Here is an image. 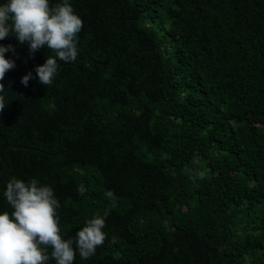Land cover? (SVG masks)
Instances as JSON below:
<instances>
[{
	"label": "trees",
	"instance_id": "16d2710c",
	"mask_svg": "<svg viewBox=\"0 0 264 264\" xmlns=\"http://www.w3.org/2000/svg\"><path fill=\"white\" fill-rule=\"evenodd\" d=\"M69 3L78 57L57 60L52 85L35 72L50 49L0 41L16 49L0 214L11 178L36 179L62 238L105 218L104 244L74 264H264V0Z\"/></svg>",
	"mask_w": 264,
	"mask_h": 264
},
{
	"label": "clouds",
	"instance_id": "9594fccd",
	"mask_svg": "<svg viewBox=\"0 0 264 264\" xmlns=\"http://www.w3.org/2000/svg\"><path fill=\"white\" fill-rule=\"evenodd\" d=\"M82 28L83 21L69 0L54 7L49 0H7L0 4V41L11 34L20 44L29 46L30 54L45 46L54 53L35 69L39 83L44 86L52 85L58 73L57 60H77L78 34ZM9 51L15 53L16 49L10 44L0 45V81L15 68V61L5 58ZM32 78L29 72L21 83L26 87ZM4 91L5 86L0 83V93ZM7 104L5 96L0 95V113ZM105 196L113 203L116 200L112 190L106 191ZM4 197L12 211L0 214V264H46L49 260L55 264H74L77 252L88 260L107 239L102 230L106 221L100 216L88 220L74 238H62L57 215L60 203L53 189L39 185L36 179L26 183L11 178Z\"/></svg>",
	"mask_w": 264,
	"mask_h": 264
},
{
	"label": "water",
	"instance_id": "95a60500",
	"mask_svg": "<svg viewBox=\"0 0 264 264\" xmlns=\"http://www.w3.org/2000/svg\"><path fill=\"white\" fill-rule=\"evenodd\" d=\"M80 49V48H79ZM9 146V144H3V145H1L0 146V156H1V149L4 147V146ZM5 163V167H6V171H5V173H4V175L2 176V178L0 179V183L8 176V174H9V166H8V164L6 163V162H4ZM46 264H55V262L54 261H52V260H49V261H47L46 262Z\"/></svg>",
	"mask_w": 264,
	"mask_h": 264
}]
</instances>
